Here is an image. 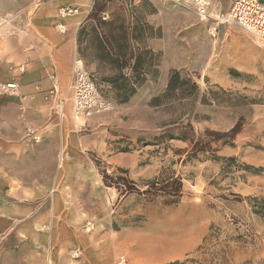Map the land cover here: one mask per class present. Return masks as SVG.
Masks as SVG:
<instances>
[{"label":"rangeland","instance_id":"rangeland-1","mask_svg":"<svg viewBox=\"0 0 264 264\" xmlns=\"http://www.w3.org/2000/svg\"><path fill=\"white\" fill-rule=\"evenodd\" d=\"M55 1L0 0V23L21 16L30 23ZM87 1L96 17L78 31L77 59L100 106L76 114L67 91L54 114L60 142L47 194L54 218L14 224L26 232L12 248L33 250V258L36 251L37 262L49 250L51 264H114L120 255L137 264L131 252L139 233L158 229L166 242L194 228V247L158 264H264V220L251 209V198L264 197V41L219 22L227 4L202 20L167 0ZM66 6L77 9L63 3L57 12ZM174 72L175 91L164 97ZM124 92L130 95L121 101ZM237 122L239 131L218 141L206 133ZM186 124L192 130L182 140ZM198 140L209 149L194 154ZM4 150L0 165L11 169ZM169 178L180 180L181 191L166 204L175 197L154 188ZM14 228L0 235V251L10 248L2 240Z\"/></svg>","mask_w":264,"mask_h":264},{"label":"crops","instance_id":"crops-1","mask_svg":"<svg viewBox=\"0 0 264 264\" xmlns=\"http://www.w3.org/2000/svg\"><path fill=\"white\" fill-rule=\"evenodd\" d=\"M63 3L77 10L62 16L56 8ZM90 11V1L59 0L38 9L30 23L22 16L0 23V82L17 83L13 95L0 96V153L7 155L4 149L8 148L7 153L14 159L11 169L0 165V235L13 230L16 223L34 226L54 218L53 201L47 199L56 175L54 160L60 142L54 114L63 109L58 106L59 100L64 99V107L67 91L71 90L72 62L79 57L78 31L86 26ZM26 127L44 134L38 142H29L23 137ZM14 229L2 240L10 248L0 251V264H47L48 258L52 263L49 250L37 262L36 251L33 258V250L27 254L25 249L12 248L26 232L24 225ZM157 230L138 234L131 252L137 264L176 259L197 243L194 228L166 242L158 239ZM32 259L36 262L32 263Z\"/></svg>","mask_w":264,"mask_h":264},{"label":"built area","instance_id":"built-area-1","mask_svg":"<svg viewBox=\"0 0 264 264\" xmlns=\"http://www.w3.org/2000/svg\"><path fill=\"white\" fill-rule=\"evenodd\" d=\"M170 3L193 11L200 19L209 20L211 14L216 12L223 0H167ZM227 12L226 19L242 28L247 34L259 41H264V0H226ZM74 7H63L59 10L61 15H69L76 11ZM61 30L62 26L58 25ZM73 104L76 114L90 116L97 111L100 106V98L96 92L93 81L84 70L80 60H74L71 69ZM17 89L15 81L0 82V95L14 94ZM58 103L60 109L63 108L64 100ZM25 136L38 142L40 136L34 128L26 127ZM77 256V250H74ZM50 258L47 259V264ZM114 264H128L126 256L120 255Z\"/></svg>","mask_w":264,"mask_h":264},{"label":"trees","instance_id":"trees-1","mask_svg":"<svg viewBox=\"0 0 264 264\" xmlns=\"http://www.w3.org/2000/svg\"><path fill=\"white\" fill-rule=\"evenodd\" d=\"M94 16V14L92 12H90L87 16V19H90ZM96 16H94L95 18ZM98 20V19H97ZM99 21V20H98ZM82 28H80L81 30ZM104 39L106 41H108L107 39H109L107 36H104ZM105 43V46L107 48L111 47V45L109 43ZM110 50V48H109ZM110 51L107 50V53H109ZM82 56V55H81ZM83 58V57H82ZM99 59V58H97ZM134 66H135V63H134ZM133 66V67H134ZM177 75L176 72H174L173 74L170 75L169 77V81H168V87L167 89L168 90H165V92L163 93V96L166 97L170 94H172L175 90H170L172 87H173V79L174 77ZM119 78L123 79V80H126L125 76H119ZM115 81V80H114ZM130 95V92L127 93V92H124L120 95V99L121 101H125ZM180 98H186L189 100V102H192L195 100L194 98V95L193 94H180ZM159 99V97H158ZM240 129V124L237 122L234 124V126L227 132H217V131H206V133L208 135H213L215 136V139L218 141L220 140L222 137L226 136V135H234L236 134ZM192 130V127L189 125V124H186L184 126V131L181 132L179 138H181L182 140H186L187 139V134ZM209 149V144L207 142H201V141H197L195 142L192 150L195 153L197 152H205L206 149ZM216 159V158H215ZM226 160H233V158H228ZM119 180L125 182L126 184L128 183L124 178H121L119 177L118 178ZM154 187H156L154 185ZM128 189H131V187H128ZM160 192H162L163 195L165 196H168V197H175L174 200H168L166 201L165 203L166 204H171V203H175L178 201V198L180 197V191H181V182L179 179H165L161 182H158V187L154 188ZM251 201H252V205H251V209H252V212L256 215H258L259 217L263 218L264 220V197H253L251 198ZM170 264H177V262H173V263H170Z\"/></svg>","mask_w":264,"mask_h":264},{"label":"bare ground","instance_id":"bare-ground-1","mask_svg":"<svg viewBox=\"0 0 264 264\" xmlns=\"http://www.w3.org/2000/svg\"><path fill=\"white\" fill-rule=\"evenodd\" d=\"M225 4H226V0L222 1V2H221V6H220V8L223 7ZM220 8H219V9H220ZM219 9H218V10H219ZM216 11H217V10H216ZM212 16H214V15H212ZM215 18H216L219 22H221V23L228 21V20L226 19L225 16H222V15L220 16V15H218V14H216ZM231 23H232V22H231ZM233 24H234V23H233ZM235 25H236V24H235ZM236 26H238V25H236Z\"/></svg>","mask_w":264,"mask_h":264}]
</instances>
